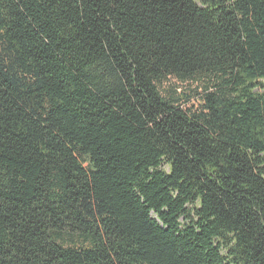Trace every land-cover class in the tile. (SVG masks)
<instances>
[{
	"label": "trees",
	"instance_id": "1",
	"mask_svg": "<svg viewBox=\"0 0 264 264\" xmlns=\"http://www.w3.org/2000/svg\"><path fill=\"white\" fill-rule=\"evenodd\" d=\"M0 264H264V0H0Z\"/></svg>",
	"mask_w": 264,
	"mask_h": 264
},
{
	"label": "rangeland",
	"instance_id": "2",
	"mask_svg": "<svg viewBox=\"0 0 264 264\" xmlns=\"http://www.w3.org/2000/svg\"><path fill=\"white\" fill-rule=\"evenodd\" d=\"M207 85L206 79L181 82L175 78H169L160 86V89L164 97L178 99V105L183 110L195 113L202 108Z\"/></svg>",
	"mask_w": 264,
	"mask_h": 264
}]
</instances>
